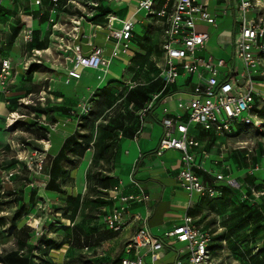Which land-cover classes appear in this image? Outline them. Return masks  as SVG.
Returning <instances> with one entry per match:
<instances>
[{"label": "rangeland", "instance_id": "obj_1", "mask_svg": "<svg viewBox=\"0 0 264 264\" xmlns=\"http://www.w3.org/2000/svg\"><path fill=\"white\" fill-rule=\"evenodd\" d=\"M83 2L88 3L89 17L100 13L98 0H60L56 6L52 5L54 17L50 29L47 31L48 25L44 24L46 35L42 39L37 36V40L48 41L44 51H34L33 48L39 49L37 46L31 49L30 45L36 43L35 39L32 44L29 43L23 30H20L15 42L10 44L13 31L0 29L6 41L4 48L9 49L14 64L19 60L26 61L23 63L24 70L22 64H15L13 68L9 90L23 92L21 97L17 93L9 94V97L13 96L10 110H13L14 117L12 119L9 116L8 131L0 133V136H8L10 141L7 148L0 151V254L17 253L29 259L26 264H50L48 262L52 259L44 253L45 246L49 244L59 248L66 245L56 253L54 264H120L130 239L118 243L109 238L100 241L93 237L99 233H115L107 228L103 216L109 211L107 206L112 210L121 204L114 199V187L103 190L97 180H89L90 172L92 175L110 176L114 167L105 162L97 165L91 162L89 165L91 155L94 156V148L91 146H87L84 160L73 173L75 179L60 183L63 190L74 188L76 196H79L81 207L78 215L75 216L73 210L69 209L66 196L47 191L50 181L47 164L51 159L49 134L55 131V124L60 119L63 103L59 97L74 93L75 99L77 95L74 90L77 87L75 81L65 85V81L63 84L61 80L67 78L64 69L67 71L72 66L69 60L73 57L75 47H71L69 42L77 40L78 31L74 24L83 14ZM130 12L132 16L133 7ZM258 13L254 9L248 14V19L254 18L260 22ZM137 15L135 33L139 37L136 39L138 45L135 40L130 46L131 50H137L134 61L126 67L116 60L110 68L111 72L119 76L118 81L106 86L111 80L110 75L108 81L99 86L98 73L94 70L84 71L80 89L83 85L91 88L90 92L85 91L90 99V112L75 115L77 111H73L75 133L96 137L100 134L101 125L110 126L113 123L125 129L139 130L147 114L143 112L144 109L157 96L177 88L162 79L156 82L164 68L163 52L156 50L153 53L150 46L157 44L159 37L154 35L153 40H145L147 30L154 20L146 12ZM234 29L233 15L218 17V28L197 26V32L209 33L211 37L206 49L198 55L231 61L234 49L223 48L220 35L225 31L234 32ZM145 41L146 45H139V42ZM153 59L160 68L151 61ZM15 79L18 84L14 83ZM182 80L183 76L179 82ZM98 88L109 91L103 93L101 90L104 89ZM130 92H135L134 100L127 98ZM169 94L172 95L171 92ZM191 97L190 93L178 91L172 97V109L176 107L179 98ZM109 103L115 108L113 111L108 110ZM160 111L162 113V109ZM91 112L95 116L91 117ZM83 115L87 116L86 120L91 121L93 126L85 129L80 127ZM261 119L264 121V117ZM15 120L16 123L12 125ZM156 126L163 131L160 125ZM232 127L231 133H205L201 138L198 136L202 147L195 150V161L198 165L202 164L206 171L197 167L194 171L206 187H216L219 194L215 197L195 194L196 199L192 203L194 214L190 216L200 218L198 227L215 235L212 255L223 259L221 264H264V131L241 130L240 122L233 123ZM44 132L48 137H41ZM124 137L125 132L118 131L120 142ZM83 143L80 141V144ZM118 145L119 142L115 147ZM46 156L48 159L40 170L41 161ZM179 156L177 152H170L166 154L165 160L168 164L176 163ZM220 175L234 180L240 188L237 184L235 188L216 180ZM118 181H122L124 186V180ZM188 199L193 200L190 194ZM241 224L246 226L241 228ZM25 228H29V232ZM173 260L174 256L171 255L165 262Z\"/></svg>", "mask_w": 264, "mask_h": 264}, {"label": "built area", "instance_id": "obj_2", "mask_svg": "<svg viewBox=\"0 0 264 264\" xmlns=\"http://www.w3.org/2000/svg\"><path fill=\"white\" fill-rule=\"evenodd\" d=\"M3 1L0 0V6ZM51 1L56 5L60 0ZM105 1L109 5L110 2L122 0ZM218 1L221 0H137L136 4L137 12H146L149 18H153L154 25L163 32L161 50L164 68L160 78L169 85H175L183 76V81L189 83V88L184 93H190L191 98H179L174 109L167 106L172 102V97L163 101L161 124L165 131L157 155L163 156L171 150L181 153L182 169L178 179L191 198L195 194H208L211 197L219 194L216 187H206L194 171L196 167L205 170L202 164H196L192 152L202 147V142L198 138L201 132L210 135L231 133L232 124L237 122L241 123V130L264 131V121L260 115L264 108V26H262L264 2L263 0H222L223 6L214 7L213 5ZM41 2L42 0H36L35 4L40 5ZM213 7L223 11L226 16L233 15L235 18L234 32L225 31L221 34L226 42L222 47L228 46L234 49L233 59L229 62L213 56L205 58L198 55L206 49L211 37L209 33L197 32V26L206 24L218 28V16L212 14ZM254 9L259 11L260 22L254 18L248 19V14ZM82 13L74 24L78 31L76 39L79 37L83 23L98 31L107 27L109 30L107 38L116 39L119 50L126 53L130 49L136 27L134 21H124L122 27L118 28L114 23L115 19L111 18L112 13L103 25L88 20V7H82ZM26 35V39L31 40L32 32ZM2 46L3 41L0 39V48ZM90 46L92 50L89 54L83 53L80 47L73 48V57L69 60L72 66L66 74L67 85L73 81L80 82L84 71H104L110 65L104 57L102 48L93 44ZM12 72V61L3 60L0 90H5ZM159 99L160 96H157L143 112H151ZM79 111L87 114L90 112V106H82ZM13 117L14 114L11 115L12 119ZM16 121H13L12 125ZM192 130L198 135H194ZM91 147L94 148L93 144ZM47 159V156L43 157L40 170L43 169ZM216 180L237 188V182L227 176H217ZM122 190L123 182L118 181L113 192L114 199L121 205L112 210L109 208L104 215L105 225L115 233H122L130 226L136 228L127 243L121 264H166L162 261L167 243H163V237L184 245L179 251L184 258L177 260L175 264L220 263L221 259L213 256L211 251L214 234L198 227L193 217L184 215L180 225L172 231L165 232L162 238H158L147 228L148 219L133 214L130 210L132 204L148 201L149 197L144 194L142 197L125 196Z\"/></svg>", "mask_w": 264, "mask_h": 264}, {"label": "crops", "instance_id": "obj_3", "mask_svg": "<svg viewBox=\"0 0 264 264\" xmlns=\"http://www.w3.org/2000/svg\"><path fill=\"white\" fill-rule=\"evenodd\" d=\"M35 1L36 0H4L2 5L0 6V29H9L10 32H14L16 28H20V30H23L24 33L32 32L31 40H27L31 44L33 43L34 39H37V36L41 37L42 39V37L47 33L44 32L43 25H48V31V29H50V22L53 21L54 11L51 10V7L55 4H53L49 0H42L40 5H36ZM136 4L137 0H122L121 2L113 1L109 3V6H112V8L110 7L112 11L111 18L121 20V25L118 26V28L122 27V23L124 21L132 20L137 23V18L135 17V15L138 14L137 16H139L141 13L137 12ZM223 4L224 2L221 0L216 2L213 6L220 7L223 6ZM82 5L84 6V4ZM132 7L134 8V13L132 16H130ZM214 7L212 8L213 15L218 17L226 16L223 11H218L214 9ZM95 33L97 34V36H95ZM162 33V29L156 27L154 23L147 30L145 40H153L152 37L154 35H157L159 37V42L157 44H153V46H150V50L153 51V53L156 50H161ZM108 35L109 30L107 27H104L102 30L98 31L92 28V26L88 24L85 25V23H83L77 40L73 39L69 42V45L71 47H80L82 52L85 54H89L91 52V44L104 50V57L107 61L110 62V65L104 70L105 74L98 73V77L100 78L97 79L99 86L102 83L108 81L110 75L111 80L108 81L106 86L117 82L119 76L115 72L110 71V68L113 65L114 61L117 60L119 61V63H122L126 67H128L130 63L134 61L137 52V50L134 51L131 50V48L126 53L122 52L117 48L118 41L114 38H107ZM227 35L231 36L230 33H227ZM0 36L3 39L1 33ZM137 38L139 37L134 31V38L132 39L131 44ZM220 39L221 45H224L226 43L225 38H223V36L221 37L220 35ZM44 41L39 39L38 45H40L41 48H33V50L36 52L44 51V49L47 47L48 42ZM139 43H141L139 45H146V41L143 43ZM136 44L138 45L137 40ZM32 47L33 46L30 45L31 49ZM226 48L230 47L227 46ZM11 57L12 56L9 53V49H5L4 46L0 48V76L2 73L3 60L12 61L13 68L15 64L17 66L18 64H23L24 62H26L19 60L18 63L14 64ZM151 61H154L156 67L160 68L158 66V63L154 59ZM16 70L18 71V69ZM63 72L67 74L66 69H64ZM160 74L157 78L160 77ZM11 80L12 78H10V80L8 81L5 90H0V133L8 131V121L10 118L9 116H11L13 113V110H10V101L13 96L9 97V94L17 93L18 95H20L23 92H16V90L13 89L9 90ZM183 80L181 82L178 81L175 84L177 88L171 89L163 96H160L157 108L152 110L149 114H145L146 122L143 121V124L141 125V128L139 130H132V128H126L122 131L119 130V132H125V137L121 142L118 141L119 145L116 149L115 162L113 163L114 167L112 169V172L110 173V177L113 179V186L118 180H124L122 192L125 196L135 195L138 197H142V195L144 194L149 197L148 201L132 204L130 206V210L133 214H139L144 218H147V228L158 238H162L165 232L172 231L176 226L180 225L182 223L181 218L184 215H189V212L192 213V203L196 199L194 197L195 195L193 196L192 201L188 199L189 193L182 188L181 183L178 179V174L182 169L181 153L179 151L171 150L166 152L163 156L157 155V151L159 149L160 142L165 131L164 127L161 124L163 115L160 111L163 108V101L165 100V98L173 97V95L178 91L186 92L188 90L189 83ZM61 81L63 84V81H65L66 83V78H62ZM14 83L18 84L19 82H17V79H15ZM75 85L77 86L74 88V90L77 92L75 99L74 93L71 94V96L65 94L64 96L59 97L61 103H63V106H61L59 122L55 124V131H51V134H49L48 144L49 147L51 146V150L49 152L51 161L49 160L47 164L49 165L48 171H50L52 161L59 154L66 140L69 137L73 136L76 132L75 123L74 120H72V115H74L73 111L76 110L77 112L75 115H79L80 112L78 111L82 106L90 105V99L85 93L87 91L90 92L91 88L83 85V88L80 89V87L82 86L81 82H75ZM98 89L101 90L103 88ZM170 92L172 93V95L169 94ZM24 94H26V92ZM18 97H21V95ZM171 104L172 102L168 103L167 106H169V108H172ZM3 114L6 115L3 116ZM55 116H57L56 112ZM152 122L155 123L152 124ZM156 124L160 125L163 131H161V128H157ZM192 133L194 135H198V133L194 130H192ZM160 134L161 137L157 138V136H159ZM203 134L205 133L201 132L199 134L200 138ZM46 135V132L41 133V137H48V135ZM9 142L10 141L8 136L5 135L3 137L1 135L0 151H4V149L7 148V143ZM39 142L40 140L38 141V143ZM170 152H177L180 154L178 162L168 164V162L165 160V157L166 154ZM192 152L195 154V150H193ZM93 157L94 156L92 154L90 157L89 165L93 161ZM83 160L84 158L82 159V161ZM88 169L89 167L86 170L85 177L87 176V173L89 171ZM68 192L69 194L71 193L73 195H76L74 188H71V190L68 189ZM135 230L136 228L130 226L122 233H119L116 237L110 240L121 243L125 239H129L134 234ZM106 235V233H99L94 234L93 237H95V239L98 238L99 240H101L100 238L106 240ZM162 240H164V243L167 242L164 249L165 256L162 260L164 263H166L165 260L169 259L171 255L174 256V260L166 264H175L177 260H181L182 258H184V256L180 255L179 253V251L184 248L183 244L175 243L169 239H166L165 237H163Z\"/></svg>", "mask_w": 264, "mask_h": 264}, {"label": "trees", "instance_id": "obj_4", "mask_svg": "<svg viewBox=\"0 0 264 264\" xmlns=\"http://www.w3.org/2000/svg\"><path fill=\"white\" fill-rule=\"evenodd\" d=\"M83 4L88 7V3L83 2ZM98 8L100 10V13L96 14L95 16L88 17V20L91 22H94L96 24H105L107 21V17L112 13L110 6L106 4L105 0H98ZM20 32V28H16V30L13 32V37L10 41V44H13L15 39L17 38L18 34ZM0 39L3 41V46L6 45V41L4 39L1 38ZM146 39V37H145ZM38 41L39 40H35V44H33L32 46H37L39 48H41L40 45H38ZM141 44V43H140ZM2 46V47H3ZM1 47V48H2ZM161 78H157L156 82L159 81ZM104 91L103 93H105L106 91L109 90H105L106 88H103ZM139 91V90H137ZM135 92H130L129 94H127V98H130L131 100L134 97ZM134 100V99H133ZM158 104V102H157ZM157 104L155 106L154 109L157 108ZM109 106L108 110L113 111L115 108H113L112 103L107 104ZM153 109V110H154ZM110 111V112H111ZM150 113V112H149ZM147 113V114H149ZM146 114V115H147ZM261 117H264V108L262 109V111L260 112ZM91 117L95 116L94 112H91L90 114ZM106 116L103 117V119ZM87 116H84L82 118V122L80 124L81 128L85 127H90L93 126L91 121L86 120ZM144 122H146V117L143 119ZM110 126H100V131H99V136H85L82 135L80 133H75L73 136L69 137L64 146L62 147L61 151L59 152V154L54 158V160L52 161L51 167H50V181L48 183L47 186V191L49 192H53L55 194H58L60 196H66L67 200H68V205H69V209L73 210L74 215L77 216L79 211H80V199L79 196L73 195V194H69L68 190H63L62 186L60 183L69 180H74V176L73 173L74 171L78 168V166L81 164V161L83 159V156L85 154V151L87 149V146H91V144H93L94 147V157H93V161L92 163L94 165H97L98 163H107V164H111L113 166V163L115 162V157H116V143H118L119 138H118V131L119 130H123L125 129L124 127H119L116 124H109ZM200 139V138H199ZM80 141H84L83 144H80ZM74 166V167H73ZM89 180L92 181V179H95L98 181V185L99 187H101L103 190H108L111 187H114L116 184H114L113 186V179L110 176H103V174H97V175H92V173L90 172L88 175ZM4 205V202H2ZM75 204V205H74ZM107 208L109 209L110 207L107 206ZM194 212L192 210V213L189 212V215H193ZM104 217V216H103ZM196 220V224L198 225L199 220ZM242 223V222H240ZM246 225L245 224H241L240 227L244 228ZM25 229H29V228H25ZM29 232V230H28ZM107 235L105 236V239L109 238V239H113L114 237H116L119 233H106ZM27 237H30V234L27 233ZM30 239V238H29ZM102 241L103 239L100 238ZM96 240H99L98 238ZM78 241V240H77ZM215 242V235H214V239H213V244L211 246V251H212V247L214 245ZM66 243H69L68 240H66ZM66 245H64L62 248L56 247L54 246V244H49L48 246H45V250L44 253L46 256H49L52 260L51 262L48 263H55V259H57L56 257V253L59 252V250H63V248ZM221 259V258H220ZM121 260L122 257L120 258V264H121ZM29 259L20 256L17 253H11L8 254L7 252L0 254V264H26L28 263ZM223 261V259H221L220 263L221 264Z\"/></svg>", "mask_w": 264, "mask_h": 264}, {"label": "bare ground", "instance_id": "obj_5", "mask_svg": "<svg viewBox=\"0 0 264 264\" xmlns=\"http://www.w3.org/2000/svg\"><path fill=\"white\" fill-rule=\"evenodd\" d=\"M121 20L120 19H115V21H114V23L117 25V26H120L121 25V22H120ZM70 66H71V64H70ZM97 73H104L105 74V72L103 71V70H97L96 71ZM85 76V75H84ZM18 145V144H17ZM86 166H87V163H86ZM86 166H85V168H86Z\"/></svg>", "mask_w": 264, "mask_h": 264}]
</instances>
